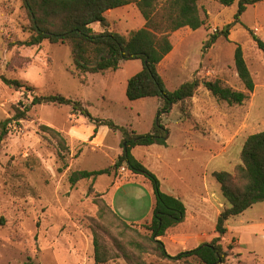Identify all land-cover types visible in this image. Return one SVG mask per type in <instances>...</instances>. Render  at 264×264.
I'll list each match as a JSON object with an SVG mask.
<instances>
[{"label":"rangeland","instance_id":"374dc122","mask_svg":"<svg viewBox=\"0 0 264 264\" xmlns=\"http://www.w3.org/2000/svg\"><path fill=\"white\" fill-rule=\"evenodd\" d=\"M198 5L205 25L196 31L184 28L172 33V51L158 66L167 88L174 90L196 79L218 80L225 87L244 91L234 67V52L239 45L256 95L252 93L240 106H229L200 85L192 99L170 106L160 115V124L167 131L166 147H138L133 151L166 194L169 187L177 185L185 194H196L203 191L204 182L208 183L212 203H208L197 227L192 231L191 226L171 228L159 238L171 256L215 236L216 212L224 202L212 173L232 172L240 164L245 139L264 131V54L250 34L264 41V0L246 5L238 22V2L224 7L215 0H200ZM106 18L117 21L115 29L122 33L144 24L133 5L115 9ZM234 22L228 38L221 36L204 49L211 34ZM27 27L21 0H0V76L34 89L16 91L0 80V123L11 120L15 109L28 105L34 95L59 94L88 103L93 117L111 120L137 134H146L158 125V99L129 101L125 95L127 80L143 68L141 60L122 61L115 72L88 75L87 84L82 85L68 72L72 68L68 46L43 42L32 48L10 47L28 38ZM75 119L77 115L71 116L68 106L37 105L25 120L10 122L6 136L0 138V264H94L95 232L112 257L106 264H183L160 259L152 252L127 260L119 252L117 246H124L126 239L119 234L117 222L108 216L98 219V208L93 194L87 193L88 187L92 186L121 220L144 235L143 226L152 216L148 209V197L153 196L151 186L143 176L121 172L120 168L94 182L83 180L71 186L68 177L74 171L114 168L125 146L120 132L106 126H100L98 138L72 143L67 131L79 126ZM81 119L87 121V126H94ZM41 125L61 132L66 146L63 161L57 157V142L40 129ZM81 133L80 129L75 132ZM137 181H141V187L133 184ZM104 194L106 197H102ZM139 213L141 221L134 222ZM221 245L225 251L229 245L233 248L228 250L225 264H264V201L227 221Z\"/></svg>","mask_w":264,"mask_h":264},{"label":"trees","instance_id":"16d2710c","mask_svg":"<svg viewBox=\"0 0 264 264\" xmlns=\"http://www.w3.org/2000/svg\"><path fill=\"white\" fill-rule=\"evenodd\" d=\"M200 0H21L22 8L28 21V38L16 41L10 47L32 48L43 42L66 45L69 48L72 68L69 73L76 77L80 84H87L88 75H103L120 69V63L125 60H141L143 68L127 80L125 95L129 101L145 98H156L160 101L158 125L150 132L137 134L127 128L115 125L111 120H101L93 117L87 109L88 103L67 99L59 94L34 95L28 105L15 109L11 120L0 123V138L7 134L10 122L25 120L28 112L37 105L68 106L71 116L87 119L95 128L90 139L95 138L97 129L106 126L113 132H120L123 152L117 157L114 168L108 167L94 171H74L68 181L71 186L85 180L94 182L98 177L110 176L112 171L124 167L133 175L143 176L152 186L154 206L152 216L143 228L146 234L141 235L126 222L121 220L113 209L94 193L92 186L88 187V195L93 194V203L98 208L97 217L103 220L110 217L118 223L119 234L126 239V244L118 245L119 252L127 259L135 258L152 252L160 259L181 262L183 264H225L228 250L223 249L221 241L227 234V221L242 215L253 205L264 201V131L249 135L241 148L240 164L232 172H213L212 177L218 183L223 198V207L216 219L215 236L207 243L194 249L183 251L171 256L165 250L159 238L165 232L182 223L185 218V206L178 199L160 190L157 177L149 171L131 153L135 147L152 145L167 146L166 129L160 124V115L169 110L170 106L184 104L192 99L200 85L216 100L229 106H240L254 92L255 83L243 57L242 48L238 45L234 52V67L244 91L225 87L220 81L202 80L181 84L174 90H169L158 72V66L172 51L170 35L180 29L187 28L196 31L205 25V19L200 15ZM224 7L238 2V12L235 22L239 21L246 5H254L263 0H215ZM134 5L144 20L142 28L126 33L119 32L115 25L105 18V13L125 6ZM228 24L219 32L211 34L209 42L204 46L208 49L219 37L229 36L230 28L236 23ZM98 27V31L92 26ZM254 38L256 47L264 54V41ZM0 80L10 88L32 92L34 89L19 80L0 76ZM40 129L53 138L59 146L57 157L64 160L63 150L65 140L61 132L52 127L41 125ZM94 264H106L112 259L108 248L100 243L97 233L93 235ZM239 257V255H237ZM32 264V263H24ZM138 264H145L143 262ZM236 264H244L238 261Z\"/></svg>","mask_w":264,"mask_h":264},{"label":"crops","instance_id":"0c3cea01","mask_svg":"<svg viewBox=\"0 0 264 264\" xmlns=\"http://www.w3.org/2000/svg\"><path fill=\"white\" fill-rule=\"evenodd\" d=\"M129 7H130V5L129 6L122 7V8H129ZM112 11L113 10H110V11L106 12L105 13V18H106V16L108 14H111ZM128 17H130V16L128 15ZM107 21L110 24H113V25H115V23L117 22L115 20L114 21H109L108 19H107ZM125 22L128 23L129 20H126ZM92 28H93V30L98 31V27L97 26L95 27V25H93ZM135 30H137V29H135ZM129 31H131V30L123 31V32L126 33V32H129ZM164 59H163V61H164ZM160 64H159V66H160ZM254 94L256 95V85H255V89H254L253 95ZM75 120L78 122L79 126L70 127V129L67 131V136H68L69 140L72 143H74V142H83V141L89 139L93 135L92 133H93V130H94V126H92V125L87 126V121L82 120L81 118L75 119ZM79 129L82 130V133L80 135H76L75 132L77 130H79ZM101 129H102V127H99L97 129V134L95 136L96 138H98V135H99V132H100ZM152 146H157V145H152ZM152 146H149V147H152ZM149 147H143V148H149ZM135 148H138V147H135ZM135 148H133L132 151H131L132 155H133V151L135 150ZM134 176L137 177L138 175H134ZM144 180L147 181L145 178H144ZM137 182L138 183H136V184L133 183V184L136 185L137 187H141V181L140 182L137 181ZM159 183H160V181H159ZM150 186H151V184H150ZM145 188L147 189V187H145ZM151 190H152V195L153 196L152 197H150V196L148 197V200H149V208L148 209H151V214H152L153 208H152L151 205L154 206V194H153L152 186H151ZM167 193H169L168 195H171V196H173L175 198H178L184 204L185 209H186L185 210V218H184V221L182 223L178 224L176 227H174V229H176V228H182L184 226H191V231H192L194 228L197 227V224L199 223L200 219L204 217L203 214H204V211H207V205H208V203L209 202L212 203V201L209 200V187H208V183L207 182H204L203 191H200L199 193H196V194L195 193L193 194L191 192H189L187 194L183 193L180 190V185L173 186V187H169V190H168ZM134 194H136V193L134 192ZM211 195H213V194H211ZM102 197H106V194L102 195ZM215 203H216V201H215ZM219 205H220V207L222 206L221 204H219ZM215 208L216 207L214 206L213 209H215ZM219 213H220V211H217L216 212V216L217 217H218ZM140 217L141 216H140V213H139L138 215H136L134 222L141 221L139 219Z\"/></svg>","mask_w":264,"mask_h":264},{"label":"built area","instance_id":"2783aa9c","mask_svg":"<svg viewBox=\"0 0 264 264\" xmlns=\"http://www.w3.org/2000/svg\"><path fill=\"white\" fill-rule=\"evenodd\" d=\"M255 31H256V32H258V30H257V29H255ZM120 171H121V172H125V171H126V169H125L124 167H122V168H120Z\"/></svg>","mask_w":264,"mask_h":264}]
</instances>
